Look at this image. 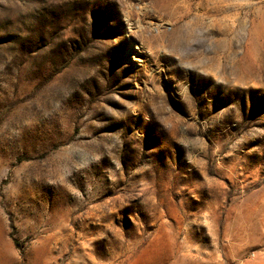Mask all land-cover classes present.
Returning <instances> with one entry per match:
<instances>
[{"label": "rangeland", "instance_id": "obj_1", "mask_svg": "<svg viewBox=\"0 0 264 264\" xmlns=\"http://www.w3.org/2000/svg\"><path fill=\"white\" fill-rule=\"evenodd\" d=\"M0 264H264V0H0Z\"/></svg>", "mask_w": 264, "mask_h": 264}]
</instances>
